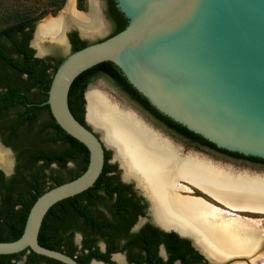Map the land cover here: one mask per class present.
I'll use <instances>...</instances> for the list:
<instances>
[{
	"label": "water",
	"instance_id": "95a60500",
	"mask_svg": "<svg viewBox=\"0 0 264 264\" xmlns=\"http://www.w3.org/2000/svg\"><path fill=\"white\" fill-rule=\"evenodd\" d=\"M115 1L128 20L127 26L68 53L52 77L48 98L41 103L49 105L64 131L88 148V166L80 176L46 190L36 199L22 235L13 241H0L2 255L31 249L65 264H79L73 257L40 244L39 232L53 205L95 185L108 148L114 151L123 179L136 182L144 191L135 176L124 177L125 169L115 157V149L105 142L102 134L98 136L97 132H101L88 120L87 91L91 84L85 91L87 124L71 111L69 91L74 80L100 63L114 62L160 112L218 147L264 158V0ZM40 24L36 25L31 40L35 56L40 58L46 57L53 46L68 47L71 28H77L82 38L102 34L84 35L79 27L71 25L65 31V45L43 39L45 50L40 51L35 44ZM179 147L183 156L188 152L200 154L184 152ZM181 181L192 183L177 179L174 188L180 187ZM194 185L218 200L202 186ZM198 198L211 205L201 196ZM218 211L224 215L221 209ZM232 215L240 217L235 212ZM240 257L237 253L210 261L224 264L236 262Z\"/></svg>",
	"mask_w": 264,
	"mask_h": 264
},
{
	"label": "trees",
	"instance_id": "16d2710c",
	"mask_svg": "<svg viewBox=\"0 0 264 264\" xmlns=\"http://www.w3.org/2000/svg\"><path fill=\"white\" fill-rule=\"evenodd\" d=\"M65 3L66 0H0V113L15 111L16 120L12 124L13 129L26 122L30 124V134L26 131L21 134L22 146L26 145L29 151L24 153L19 150L18 152L21 189L17 210L19 224L10 219L7 222L9 230L0 232V241H13L19 238L36 199L46 190L80 176L89 163L88 148L64 131L52 113H50L51 119L48 122L43 123L40 120L41 111L44 108L50 110L48 104L41 103L48 98L52 77L64 58L55 62L53 59L45 60L35 57L30 41L39 20L48 13L56 14ZM107 6V16L114 27V31L108 36L110 37L123 30L128 20L118 9L114 0H107ZM84 7L85 0H78V8L84 9ZM70 38L74 46L73 51L90 44L77 32H72ZM101 76L110 78L159 124L172 130L181 138L187 139L198 147L206 146L210 149L245 156L218 147L200 134L160 112L129 82L122 70L112 61L89 68L74 80L69 91V105L73 114L81 122L85 123V91L89 84ZM48 129L51 130L50 133H46ZM250 157L262 159L257 156ZM109 158L110 152L105 151V165L93 187L76 196L59 201L49 209L39 232L40 244L64 251L62 243L56 242L64 237L61 232L78 230L82 226V219L84 224L98 225L99 220L95 212L102 202L103 205L107 204L105 198L115 200L116 213L121 215L126 213V205L131 196L126 193L124 185L119 186L115 183V176L110 174ZM70 162L76 163L77 167L68 171L67 175L46 173L47 170L53 169L52 164H57L58 168L68 169ZM101 188H104V191H101ZM111 223L117 224L118 221L114 220ZM16 255H25V264L40 263L45 259L62 264L31 249L12 255L0 254V259L4 262V258Z\"/></svg>",
	"mask_w": 264,
	"mask_h": 264
},
{
	"label": "bare ground",
	"instance_id": "6f19581e",
	"mask_svg": "<svg viewBox=\"0 0 264 264\" xmlns=\"http://www.w3.org/2000/svg\"><path fill=\"white\" fill-rule=\"evenodd\" d=\"M64 11L59 18L40 24L37 47L43 39L66 44L69 20L84 35L100 33L105 28L97 0H91L88 13L77 11L75 0H68ZM87 101L88 120L115 149V157L125 169L124 177L135 176L155 196L153 212L157 221L166 225L165 220L170 218L183 232L192 230L196 243L211 257L244 255L255 248L259 241L257 221L223 216L224 221L220 222V211L200 198L181 195L179 191H187L186 187L174 186L177 179H186L228 206L264 212L262 176L235 171L193 152L183 156L177 144L153 129L136 111L114 102L100 87L88 89ZM10 155V151L0 146V165L11 168Z\"/></svg>",
	"mask_w": 264,
	"mask_h": 264
},
{
	"label": "flooded vegetation",
	"instance_id": "af4514ba",
	"mask_svg": "<svg viewBox=\"0 0 264 264\" xmlns=\"http://www.w3.org/2000/svg\"><path fill=\"white\" fill-rule=\"evenodd\" d=\"M107 10L108 6L106 0V15ZM72 24L77 26V24L74 22H72ZM113 31L114 27L108 35L101 38L100 40L108 37ZM72 32L78 33L79 31L72 30L70 33H68L70 45L72 49H74L70 38V34ZM78 34L80 36V33ZM33 50L35 55L36 51L34 48ZM41 59L46 60L52 58L46 56ZM59 59H56L55 62H57ZM84 107V121L87 124L86 98ZM41 112L45 114V117L40 120L43 123L48 122L51 119L50 110L44 108ZM14 116L15 111L0 113V146L10 151L12 155V167H9L10 170H8L9 168H5L4 166L0 165V232L9 230V225L7 222H9L10 219H12V221L16 224H19V215L17 210L19 206L21 189L19 175L20 161L18 158V152L19 150H22L24 153L29 151V148L26 145L22 146L21 134L25 131L30 134V124L29 122H26L22 126L19 125L16 129H13L12 124L16 120ZM168 130L174 133L172 130ZM50 132V129L46 130V133ZM97 134L101 137V133L97 132ZM182 140L185 143L191 144L196 149L215 153L220 157L234 162V164H224L221 161L213 160L212 158H209L205 155L198 154L211 161L213 160L212 162L215 161L222 166H230L235 171L246 172L247 174L260 177L262 176L264 178V158L256 159L248 155L238 156L235 154L210 149L206 146L198 147L196 144L191 143L185 138H182ZM111 150L112 149L109 148L106 149V151L110 152V158L108 159V163L111 164L110 174L115 176V183L119 186L124 185L126 193L131 196L130 201L126 205V213L123 215L116 213V206L114 204L115 200L105 198L104 200L107 202V204L103 205L102 202L103 206H99V208L96 209L97 212H95L99 220L98 225L90 226L88 224H84L82 219V226L78 230L61 232L63 233L64 237H61L62 239L56 242L62 243L64 251L54 248L51 249L61 251L73 257L79 264H217L210 261V259H214L215 257L210 256L211 258L209 259V257H207L209 254L196 243L195 232L192 230L183 232L182 228H180L177 223H172L170 218L165 220L166 225H163V223L157 221L153 212V199L155 196L149 194L146 189L143 191L138 188L136 182H128L123 179V172L121 173L123 170L119 167V163H112L110 161L112 155L114 154V151ZM53 165L54 164H52V166ZM179 184L180 186L187 188V191H179L181 195L196 198L201 196L210 202L211 206H216L217 210L218 208L221 209L224 212V215H222V213L219 215L220 222L224 221L222 219L223 216L233 217L232 214L234 212L236 215L240 214L239 216L242 219L254 220L258 222L259 241L254 245L255 248L251 249V251L247 254H241V257L238 258L236 262L231 260L224 264H264V256H262V258L258 257L259 254L264 253V212L252 210L236 211L232 207L214 199L212 196L202 191L199 187L192 183L181 181ZM101 191H104V188H101ZM114 220H117L118 223L112 224L111 221ZM70 252H73L74 254L71 255L69 254ZM4 260L5 261L2 262L3 260L0 259V264H25L26 257L25 255H16L6 257ZM61 263L65 264L63 262ZM33 264L59 263L53 262L50 259H45L40 263Z\"/></svg>",
	"mask_w": 264,
	"mask_h": 264
},
{
	"label": "rangeland",
	"instance_id": "374dc122",
	"mask_svg": "<svg viewBox=\"0 0 264 264\" xmlns=\"http://www.w3.org/2000/svg\"><path fill=\"white\" fill-rule=\"evenodd\" d=\"M97 1H98V5H99V10L101 12V15H102L104 23H105V28L103 29L102 32H100L102 34L99 33L100 35H97L95 37H90V36L83 37V39L87 40L89 43L99 41L101 38L108 35L113 28V23L108 18V16L106 15V12H105L106 0H97ZM66 3H68L67 0H66ZM64 6L56 14L48 13L46 16H44L42 19H40L39 22L43 23V22H45L51 18H56V17L61 16L65 12L64 10H65L66 6L65 7ZM75 6H76V8H78V0H75ZM90 7H91V0H85L84 9L78 8V10L82 13H88L90 11ZM71 25H75V24H72V21L69 20L67 26L70 27ZM72 30L78 31L77 28H71V30H69V33ZM93 34H95V33H93ZM89 35H92V34H89ZM38 47H39V49L45 50V48H44V46H42V44H38ZM46 47H50V46L46 45ZM50 50L51 51L47 54V56L51 57L53 60H56L59 58H65L68 53L73 51L71 45H69L68 47L53 46L52 48H50ZM91 86L100 87L103 91H105V93L107 95H109L110 98H112V100L114 102H117L118 104H120V106H126V107H129L132 110L136 111L144 120H146L149 124H151L155 129L159 130L161 133H163L166 136H168L169 138H171L173 140V142H175L177 145L181 146L183 148L184 152L195 151V152H198V153L205 155L209 158H212L213 160L221 161L224 164H234V162L227 160L223 157H220L219 155H217L215 153L208 152L206 150H199V149H196L195 147H193L191 144L185 143L182 140V138H180L176 134L172 133L171 131L166 129L164 126L160 125L150 114H148L146 111H144L136 102L131 100L130 97L127 94H125L119 88V86L115 82H113L110 78L105 77V76H101L98 79L94 80L91 83ZM44 117H45V114L42 113L40 116V119L42 120ZM11 158H12V155H11ZM110 161L112 163L118 164V162L114 158V154L112 155ZM76 167H77V165L74 162H70L68 164V166H67L68 169L58 168V166L54 164L52 166L53 169L47 170L46 173L47 174L56 173V174H60V175H67L68 171L75 169ZM122 172L123 171H121V173ZM262 256H264V253H261L258 255V257H261V258H262ZM255 263H257V262H255ZM237 264H242V263H237Z\"/></svg>",
	"mask_w": 264,
	"mask_h": 264
}]
</instances>
